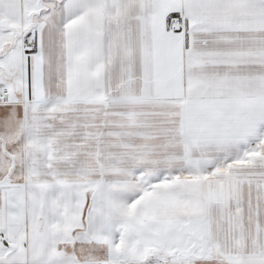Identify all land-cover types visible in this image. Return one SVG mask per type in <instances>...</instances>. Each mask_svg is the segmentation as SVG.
<instances>
[{
	"label": "snow or ice",
	"instance_id": "6c2138e0",
	"mask_svg": "<svg viewBox=\"0 0 264 264\" xmlns=\"http://www.w3.org/2000/svg\"><path fill=\"white\" fill-rule=\"evenodd\" d=\"M0 264H264V0H0Z\"/></svg>",
	"mask_w": 264,
	"mask_h": 264
}]
</instances>
